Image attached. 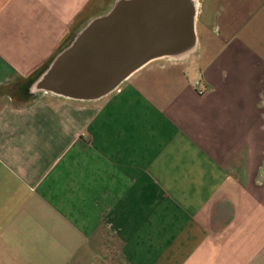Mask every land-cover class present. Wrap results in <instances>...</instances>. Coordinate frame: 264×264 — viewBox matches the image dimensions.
<instances>
[{
  "label": "crops",
  "instance_id": "obj_1",
  "mask_svg": "<svg viewBox=\"0 0 264 264\" xmlns=\"http://www.w3.org/2000/svg\"><path fill=\"white\" fill-rule=\"evenodd\" d=\"M119 0H0V264H264V0L96 101L37 89Z\"/></svg>",
  "mask_w": 264,
  "mask_h": 264
},
{
  "label": "water",
  "instance_id": "obj_2",
  "mask_svg": "<svg viewBox=\"0 0 264 264\" xmlns=\"http://www.w3.org/2000/svg\"><path fill=\"white\" fill-rule=\"evenodd\" d=\"M196 17L194 0H119L55 59L37 89L76 101L104 98L148 63L191 52Z\"/></svg>",
  "mask_w": 264,
  "mask_h": 264
},
{
  "label": "bare ground",
  "instance_id": "obj_3",
  "mask_svg": "<svg viewBox=\"0 0 264 264\" xmlns=\"http://www.w3.org/2000/svg\"><path fill=\"white\" fill-rule=\"evenodd\" d=\"M194 1H195L197 12H198L199 2H198V0H194ZM187 55H188V53L186 55H184V56H187ZM184 56H182V57H184Z\"/></svg>",
  "mask_w": 264,
  "mask_h": 264
},
{
  "label": "rangeland",
  "instance_id": "obj_4",
  "mask_svg": "<svg viewBox=\"0 0 264 264\" xmlns=\"http://www.w3.org/2000/svg\"><path fill=\"white\" fill-rule=\"evenodd\" d=\"M198 2L200 3V2H201V0H198Z\"/></svg>",
  "mask_w": 264,
  "mask_h": 264
}]
</instances>
